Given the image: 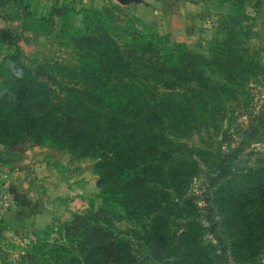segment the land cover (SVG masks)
I'll return each instance as SVG.
<instances>
[{
	"label": "trees",
	"instance_id": "1",
	"mask_svg": "<svg viewBox=\"0 0 264 264\" xmlns=\"http://www.w3.org/2000/svg\"><path fill=\"white\" fill-rule=\"evenodd\" d=\"M11 1L38 36L70 20L67 6L36 14L22 5L29 0ZM225 1L224 33L207 55L111 6L83 9L82 26L61 31L68 52L56 59L27 56L20 35L0 28V167L16 157L8 148L28 141L90 160L99 188L83 211L39 231L22 262L230 264V251L238 264H264V152L242 166L264 64L244 42L248 0ZM241 117L250 124L233 142L228 126ZM200 130V145L184 141Z\"/></svg>",
	"mask_w": 264,
	"mask_h": 264
},
{
	"label": "crops",
	"instance_id": "2",
	"mask_svg": "<svg viewBox=\"0 0 264 264\" xmlns=\"http://www.w3.org/2000/svg\"><path fill=\"white\" fill-rule=\"evenodd\" d=\"M259 2L264 4L252 0L251 5ZM127 7L153 30L194 48L206 47L216 33L217 21L207 16L203 2L134 0ZM7 151L16 157L0 167V233L10 234L14 225L41 230L54 216L68 221L99 190L88 159L72 160L67 153L28 141Z\"/></svg>",
	"mask_w": 264,
	"mask_h": 264
},
{
	"label": "rangeland",
	"instance_id": "3",
	"mask_svg": "<svg viewBox=\"0 0 264 264\" xmlns=\"http://www.w3.org/2000/svg\"><path fill=\"white\" fill-rule=\"evenodd\" d=\"M134 0H29L25 1L23 6H29V12L31 13H46L52 6H67V9L70 10V13H67L69 16V22L65 24L63 30L61 29V23L57 22L56 26L53 28L54 31L48 36H38L33 32L25 29V12L21 6L14 4L11 0H0V28L8 27L18 35H20V40L18 45L21 49L27 54V56L36 59L44 58H55L61 56L64 53L68 52L66 44L68 38L65 36L69 31L71 26L75 28H80L82 26V12L85 8L95 7L100 8L103 6L116 7L117 9H123L125 13L130 15H135L127 5ZM190 2H203L206 6V12L208 17L220 20L223 22L225 20V15L230 12V4L225 0H189ZM252 0H248L246 6L244 7V13L248 16L247 20H243L241 26L248 34V38L244 40L246 47L250 50L251 54L256 56L264 64V4L261 2L254 3L251 5ZM69 12V11H68ZM72 13H74L72 15ZM236 12H232V15H235ZM218 20V22H219ZM217 21V20H216ZM135 26L138 29H144L145 27L152 29L147 24L140 21L139 18L135 20ZM60 28V30H58ZM153 30V29H152ZM217 32V35L222 36L223 30ZM155 31V30H154ZM157 32V31H156ZM216 35V33H215ZM214 35V36H215ZM216 35V36H217ZM213 36V37H214ZM173 40V39H170ZM187 44V43H186ZM211 40L208 42L207 46L204 48H194V46H189V48L197 53L207 55L210 48ZM259 89V88H258ZM254 89L252 92L254 94L253 108H252V117L255 118V130L252 134L249 135L250 138H246L244 144L247 146L244 149V154L247 156L242 157V166L249 167L252 166L259 156L260 153L264 152V89L260 90ZM253 119V118H252ZM252 122V121H251ZM227 124V123H226ZM250 124L247 117H241L238 120H231L230 125L228 126L227 134H231L235 141L240 142V137L242 136L243 130L248 128ZM254 124V121H253ZM215 142L221 140V136L217 133L210 134ZM208 138V135L203 130L194 132L189 137L185 138L184 141L189 145H200L203 138ZM233 145H235L233 143ZM225 147V146H223ZM1 148V146H0ZM191 190L195 193H199L201 186V181L198 179L192 180ZM86 208V206H85ZM84 210V209H83ZM82 210V211H83ZM62 221L58 216L52 217V220L49 224L56 225L58 221ZM63 222V221H62ZM118 227H125L124 222H117ZM205 224H207L205 222ZM42 230V229H41ZM37 231L23 230L20 226H11L10 234L5 235L3 232L0 233V264H26L22 262L20 256L23 255V252L27 247L36 241ZM225 234V235H224ZM56 235H51V238H55ZM217 236L222 238L224 242L229 243V239L226 237V233L223 230V227L217 229ZM205 240L216 245L217 240L207 233L205 235ZM263 245L261 246L260 252L257 254L256 258L264 262V240H261ZM232 252H228V260L230 264H238L235 261L238 260V257L233 258L230 256ZM243 256L244 252L239 253ZM234 255V254H233ZM248 255V254H247ZM246 255V256H247ZM250 258H253L251 256Z\"/></svg>",
	"mask_w": 264,
	"mask_h": 264
},
{
	"label": "built area",
	"instance_id": "4",
	"mask_svg": "<svg viewBox=\"0 0 264 264\" xmlns=\"http://www.w3.org/2000/svg\"><path fill=\"white\" fill-rule=\"evenodd\" d=\"M3 205L6 206L7 205V200L3 201Z\"/></svg>",
	"mask_w": 264,
	"mask_h": 264
}]
</instances>
